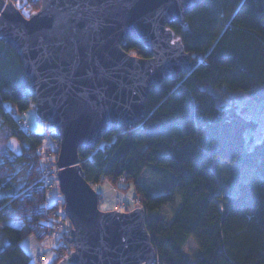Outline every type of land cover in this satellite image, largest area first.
Returning a JSON list of instances; mask_svg holds the SVG:
<instances>
[{
	"label": "trees",
	"instance_id": "1",
	"mask_svg": "<svg viewBox=\"0 0 264 264\" xmlns=\"http://www.w3.org/2000/svg\"><path fill=\"white\" fill-rule=\"evenodd\" d=\"M12 1L26 16L41 6V0ZM171 27L191 54L192 70L153 85L146 116L136 126L124 124L97 148L80 149L84 176L95 183L102 178L117 183L121 177L134 183L147 211L155 264H264V133L255 142L259 119L235 102L222 103L216 94L240 91L264 101V0H202L184 24ZM122 47L150 56L134 38L127 37ZM16 53L0 40V120L21 146L20 154L10 149L14 156L0 161V264H30L22 241L51 233L43 222L46 191L37 180L44 135L25 132L17 123L35 98ZM49 133L60 146L57 129ZM215 158L241 159L248 170L236 193L219 192ZM145 171L170 189L154 194L144 188ZM178 194L175 213L165 217L161 209L175 205ZM191 236L200 251L195 262L184 247Z\"/></svg>",
	"mask_w": 264,
	"mask_h": 264
},
{
	"label": "water",
	"instance_id": "2",
	"mask_svg": "<svg viewBox=\"0 0 264 264\" xmlns=\"http://www.w3.org/2000/svg\"><path fill=\"white\" fill-rule=\"evenodd\" d=\"M202 0H41L26 16L0 0V40L19 55L36 112L59 135L57 165L74 245L57 264H155L147 211L101 210L85 178L79 150L96 147L110 131L132 127L147 113L153 85L192 70L190 52L175 38L173 23ZM127 37L150 56L122 49ZM9 148L21 153L17 137Z\"/></svg>",
	"mask_w": 264,
	"mask_h": 264
},
{
	"label": "rangeland",
	"instance_id": "3",
	"mask_svg": "<svg viewBox=\"0 0 264 264\" xmlns=\"http://www.w3.org/2000/svg\"><path fill=\"white\" fill-rule=\"evenodd\" d=\"M210 88H212L214 92H217L215 91L214 87ZM216 94L222 103H228L230 101L235 102L239 105V107L244 109L245 112L259 119V125L253 131V133L255 135V142L260 141L264 133V101L259 102L251 100L246 94L240 91L231 93L221 91L217 92ZM25 115V117H27L29 120L30 129L32 131L40 132L44 135V147L56 145L49 133L53 129V126L39 118L35 106L28 109L25 112ZM11 137H13L11 128L0 120V161L3 160L5 156H14L10 154V148L8 144L9 138ZM249 147V149H251L252 145H249ZM213 161L215 171L217 172L221 182V189L219 192L222 194L236 193L238 190V180H246L247 176L249 175L248 170L240 165L241 159H237V161L234 163L220 158H215ZM22 169L23 167L18 164L17 170L20 172V177H22L24 172ZM141 183L144 188L148 189L154 194L161 192L164 193L170 189L168 184H166L157 176L153 175L150 171H145L142 174ZM93 187L98 192V194L101 195L99 201V207L101 210L107 211L116 209L115 207L119 201L118 198L126 203L131 204L132 208L137 206L136 204H133V198L137 193L133 182L122 183L116 186L109 179L102 178L101 181L94 183ZM180 202L181 195L178 194L175 205H164V207L161 209V213L165 217L173 216ZM60 212V221H62L66 226H71V221L64 215V211L60 210ZM21 244L32 257L46 255V257L51 259V257L57 256L56 248L59 247V236L49 233V235L42 240L37 239L35 236H29L24 239ZM184 247L187 256L190 257L192 262H195L200 251L194 237L191 236Z\"/></svg>",
	"mask_w": 264,
	"mask_h": 264
},
{
	"label": "built area",
	"instance_id": "4",
	"mask_svg": "<svg viewBox=\"0 0 264 264\" xmlns=\"http://www.w3.org/2000/svg\"><path fill=\"white\" fill-rule=\"evenodd\" d=\"M17 123L19 124L20 128H22L25 132L29 131V122L26 117H18ZM39 155L41 158L40 162V174L39 178L37 179L40 184L44 187L46 191V200L44 202L45 206V222L50 228L53 229L57 235L61 237V244L62 249L59 251L60 256H66L70 254L73 250L72 245L64 242V236L66 232L69 231V227L65 226L63 222L60 220V210L64 209L65 206V199L63 194L61 193L60 182L58 179V171L59 168L56 165V159L59 155L58 147L51 146V147H43L42 149H38ZM125 181V177H121L117 183H122ZM117 186V184H116ZM118 204L115 208L119 210H128L130 207L129 203H126L120 198H118ZM134 204H141V200L139 197L133 198ZM43 256H39L38 260H43Z\"/></svg>",
	"mask_w": 264,
	"mask_h": 264
},
{
	"label": "crops",
	"instance_id": "5",
	"mask_svg": "<svg viewBox=\"0 0 264 264\" xmlns=\"http://www.w3.org/2000/svg\"><path fill=\"white\" fill-rule=\"evenodd\" d=\"M38 256H41V255H38ZM42 256H44V259L42 261H38L37 257L31 256L30 264H55L57 261V256H53V257H51V259L49 257H46V255H42Z\"/></svg>",
	"mask_w": 264,
	"mask_h": 264
}]
</instances>
